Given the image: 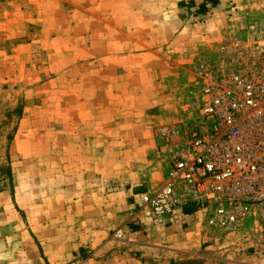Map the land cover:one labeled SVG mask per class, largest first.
Returning <instances> with one entry per match:
<instances>
[{"label": "rangeland", "instance_id": "obj_1", "mask_svg": "<svg viewBox=\"0 0 264 264\" xmlns=\"http://www.w3.org/2000/svg\"><path fill=\"white\" fill-rule=\"evenodd\" d=\"M248 15L252 22L262 18L263 10ZM31 19L29 36L16 32L13 46L0 45V238L9 233L14 237L0 239V264H83L91 252L80 248L77 239L92 234L93 225L110 227L115 207L122 206V193L163 183L168 156L158 130L181 119L185 97L197 89L193 73L199 60H216L219 42L229 33L246 38L249 25L219 34L206 32L211 26L196 19L188 32L169 41L158 34L155 41L167 48L154 49L145 59L123 57L121 63L106 57L88 61L92 54L82 47L81 29L71 33L75 46L69 26L57 38L47 31L45 42L34 41L41 32L37 16ZM93 29L92 34H101L100 24ZM109 61L117 71L103 79L114 77L116 87L111 83L109 92L101 94L97 89L105 84L94 66ZM93 106L99 108L94 115L83 112L80 125L69 118L73 110ZM107 204L115 210L103 212ZM251 228L249 218L241 231L218 237L216 243L222 251L240 245L254 235ZM110 233L114 237L113 228ZM27 237L34 238L36 254L28 249L32 240Z\"/></svg>", "mask_w": 264, "mask_h": 264}, {"label": "crops", "instance_id": "obj_2", "mask_svg": "<svg viewBox=\"0 0 264 264\" xmlns=\"http://www.w3.org/2000/svg\"><path fill=\"white\" fill-rule=\"evenodd\" d=\"M31 2L35 9L30 6ZM261 3L264 0H0V19L3 20L0 23V45L4 43L9 47L13 46L12 34L16 32L21 33L22 37L29 36V32L33 30L29 25L31 16H37V22L33 20V23L39 25L37 31L41 32V37L34 41L45 42L47 31L54 34L52 38H57L65 29L64 26H69V41L72 46H75V38L71 33L80 31L79 29L85 32L82 47L90 48L92 54L91 57H86L88 61L96 62L97 60L92 59L99 57H106V60L112 58L113 61H121L123 57L126 60H133L134 57L135 60H140L155 53L154 49L167 48L164 43L155 41L158 34L163 41H169L168 38L172 39L176 33L188 32L196 19L204 20L202 23L206 28L211 26L206 32L217 30L221 34L238 28L240 23L230 21L238 20L240 15L264 10ZM58 18L65 19L69 25ZM95 24L101 25L100 35L92 34ZM175 24L178 26L176 31ZM53 25L54 29H51ZM173 32L175 33L172 34ZM41 46L46 47L43 44ZM126 48L130 50L128 57L125 54ZM141 48L145 50L137 51ZM164 54L168 56L167 52ZM156 55L163 57V54ZM94 67L100 76L98 79L105 84L97 89L101 94L109 92L111 83L116 87L114 77L109 79L110 82L103 79L112 73L111 70L117 71L112 61L103 63L100 68ZM100 80L95 79L99 82L97 85H101ZM105 101L107 102L106 99ZM95 106L93 109L73 110L69 113V118L80 125L86 118L82 113L92 112L94 115L99 108V105ZM91 117L92 115L89 118ZM138 188H129L122 193V206L115 207L110 227L100 229L93 225L92 234L85 235L81 241L77 239L80 248L87 247L91 252V256L83 264H264V231L251 228L255 233L249 239L222 251L220 243H216L217 238L208 241L200 223L193 219V213L197 209L193 206L180 210L169 225L150 221L132 222L135 206L131 203L134 196L150 187ZM106 206L108 207L103 208V212H109L111 207V210H115L112 205ZM187 208L192 210L187 211ZM108 219L106 215L102 217V220ZM111 228L114 232L120 230L121 237H113ZM256 233L259 234L255 235ZM0 239L14 241L12 233ZM29 240L32 242L28 243V249L36 254V248L39 251L36 242L34 238ZM222 255L229 256V259L216 257ZM26 264L29 262L26 261Z\"/></svg>", "mask_w": 264, "mask_h": 264}, {"label": "built area", "instance_id": "obj_3", "mask_svg": "<svg viewBox=\"0 0 264 264\" xmlns=\"http://www.w3.org/2000/svg\"><path fill=\"white\" fill-rule=\"evenodd\" d=\"M248 17L237 21L240 31L249 25L247 37L229 33L216 60H199L181 119L158 130L168 156L163 183L134 196L132 222L172 223L193 206L208 241L249 218L264 231V10Z\"/></svg>", "mask_w": 264, "mask_h": 264}, {"label": "trees", "instance_id": "obj_4", "mask_svg": "<svg viewBox=\"0 0 264 264\" xmlns=\"http://www.w3.org/2000/svg\"><path fill=\"white\" fill-rule=\"evenodd\" d=\"M137 190H140V189L138 188ZM186 210L189 211V210H192V209L191 208H187Z\"/></svg>", "mask_w": 264, "mask_h": 264}]
</instances>
